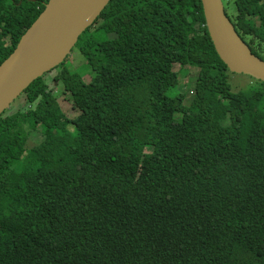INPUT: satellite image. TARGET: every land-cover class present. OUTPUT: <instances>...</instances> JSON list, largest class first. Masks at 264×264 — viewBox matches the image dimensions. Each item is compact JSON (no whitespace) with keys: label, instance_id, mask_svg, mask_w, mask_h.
<instances>
[{"label":"trees","instance_id":"16d2710c","mask_svg":"<svg viewBox=\"0 0 264 264\" xmlns=\"http://www.w3.org/2000/svg\"><path fill=\"white\" fill-rule=\"evenodd\" d=\"M48 1L0 0V66ZM222 1L264 61V0ZM76 47V115L44 75L0 116V264H264V82L233 89L202 0H111Z\"/></svg>","mask_w":264,"mask_h":264},{"label":"water","instance_id":"95a60500","mask_svg":"<svg viewBox=\"0 0 264 264\" xmlns=\"http://www.w3.org/2000/svg\"><path fill=\"white\" fill-rule=\"evenodd\" d=\"M36 1V0H30ZM83 1L74 20H61L69 4ZM111 0H49L22 35L15 50L0 66V116L38 78L62 64L80 36ZM206 25L215 50L230 72L264 82V61L256 57L237 33L222 0H202Z\"/></svg>","mask_w":264,"mask_h":264},{"label":"rangeland","instance_id":"374dc122","mask_svg":"<svg viewBox=\"0 0 264 264\" xmlns=\"http://www.w3.org/2000/svg\"><path fill=\"white\" fill-rule=\"evenodd\" d=\"M110 37L114 39V38H117V35L110 34ZM65 63L71 64L72 69L77 71L76 72L77 74L82 75V78L84 80L88 81L90 79L85 59L79 53L76 46L72 49L71 53L68 55V58ZM175 67H176V70L180 72L179 74L180 84L175 87L170 88L167 94L170 97H173L179 93L185 92L186 99L184 101V105L189 106L192 100V97H193V91H194V87H195V83H196L199 70L198 68H195V67H187L185 69L184 68L182 69L178 65H176ZM55 74H56V70H53L52 72L46 74L44 77L45 81L48 83V86L54 90V94L62 110L68 116L72 117L76 115V110L72 108L71 102L69 101L71 99L69 98L68 100L66 95H64L62 83L60 81L53 80V77L55 76ZM229 80H230V83L233 89L237 91L238 90L246 91V90H249L251 86L252 87L257 86V83L255 82L254 78L248 75H244V74L233 73L230 75ZM20 98L21 96L11 104L10 108L7 111H13L17 107ZM31 140L36 144V150L41 151L42 144H41L40 136L34 133L31 136Z\"/></svg>","mask_w":264,"mask_h":264},{"label":"bare ground","instance_id":"6f19581e","mask_svg":"<svg viewBox=\"0 0 264 264\" xmlns=\"http://www.w3.org/2000/svg\"><path fill=\"white\" fill-rule=\"evenodd\" d=\"M83 1H77L69 4L68 7L62 13L61 20H65V23L69 20L71 22L77 16H79L81 9H82Z\"/></svg>","mask_w":264,"mask_h":264}]
</instances>
